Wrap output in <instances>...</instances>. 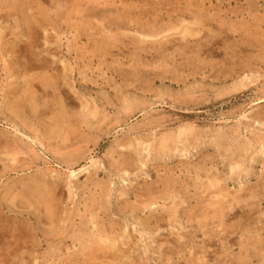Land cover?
Instances as JSON below:
<instances>
[{
	"label": "rangeland",
	"instance_id": "374dc122",
	"mask_svg": "<svg viewBox=\"0 0 264 264\" xmlns=\"http://www.w3.org/2000/svg\"><path fill=\"white\" fill-rule=\"evenodd\" d=\"M0 9V264H264V0Z\"/></svg>",
	"mask_w": 264,
	"mask_h": 264
},
{
	"label": "bare ground",
	"instance_id": "6f19581e",
	"mask_svg": "<svg viewBox=\"0 0 264 264\" xmlns=\"http://www.w3.org/2000/svg\"><path fill=\"white\" fill-rule=\"evenodd\" d=\"M67 2H68V1H67ZM77 4H79V3H77ZM88 4H89V3H88ZM176 5H177V4H176ZM10 8H11V7H10ZM71 8H73V7H71ZM195 8H196V7H195ZM0 10H1V9H0ZM14 11H15V10H14ZM55 11H56V10H55ZM72 11H73V10H72ZM5 12H6V10H5ZM56 12H57V11H56ZM127 12H128V11H127ZM129 12H130V11H129ZM72 13H74V11H73ZM4 14H5V13H4ZM56 14H57V13H56ZM94 15H95V14H94ZM75 19H76V18H75ZM195 19H196V18H195ZM23 23L25 24L24 21H23ZM28 23H30L29 20H28ZM28 23H27V24H28ZM194 23H195V22H194ZM30 24H31V23H30ZM30 24H29V25H30ZM30 26H32V24H31ZM30 26H29V27H30ZM34 30H35V29H34ZM137 31H138V30H137ZM139 32H140V31H139ZM27 33H28V32H27ZM29 34H30V33H29ZM142 34H143V33H142ZM145 34H146V33H145ZM27 35H28V34H27ZM146 35H147V34H146ZM29 39H30V38H29ZM27 41H28V40H27ZM30 41H31V40H30ZM27 44H28V43H27ZM28 45H29V44H28ZM19 103H20V102H19ZM19 103H18V104H19ZM18 108H19V107H18ZM66 123H67V122H66ZM47 131H48V130H47ZM44 180H45V179H44ZM34 182H35V181H34ZM41 182H42V180H41ZM39 183H40V182H39ZM45 183H46V182H45ZM52 183H53V182H52ZM55 183H57V182H55ZM24 185H25V184H24ZM40 185H41V184H40ZM44 185H45V184H44ZM46 185H47V184H46ZM36 186H37V185H36ZM38 186H39V185H38ZM51 186H52V185H51ZM148 186H149V185H148ZM163 187H164V186H163ZM34 188H35V186H34ZM47 188H48V187H47ZM157 188H158V187H157ZM22 189H23V188H21V190H22ZM51 189H52V188H50L49 190H51ZM33 190H34V189H33ZM37 190H38V189H37ZM45 190H46V189H44V191H45ZM167 190H170V188L167 189ZM35 191H36V190H35ZM42 191H43V190H42ZM171 191H172V190H171ZM22 192H24V191H22ZM45 192H46V191H45ZM45 192H44V193H45ZM47 192H49V191H47ZM52 192H53V191H52ZM54 193H55V192H54ZM23 194L25 195L26 193H23ZM38 194H39V192H38ZM167 194H168V193H167ZM167 194H166V195H167ZM34 195H35V193H34ZM53 195H54V194H53ZM149 195H150V194H149ZM25 196H26V195H25ZM39 196H41V195H39ZM46 196H48V195H46ZM49 196H50V195H49ZM154 196H155V195H154ZM167 196H168V195H167ZM55 197H56V196H55ZM35 198L37 199V197H35ZM39 198H40V197H39ZM39 198H38V199H39ZM48 198H49V197H48ZM36 199H35V201H36ZM43 199H44V198H43ZM52 199H53V198H52ZM151 199H153V198H151ZM151 199H150V200H151ZM154 200H155V199H154ZM38 201L40 202V200H38ZM39 202L36 201V203H39ZM49 202H50V201H49ZM53 202H54V201H53ZM155 202H157V201H155ZM152 203H154V202H152ZM146 204H147V203H146ZM34 205H36V204L34 203ZM40 205H41V204H40ZM148 205H149V204H148ZM148 205H147V206H148ZM37 206H39V205H37ZM35 207H36V206H35ZM41 207H42V206H41ZM51 207H52V205H51ZM140 207H141V206H140ZM145 207H146V206H145ZM145 207H143V208H145ZM148 207H149V206H148ZM42 208H45V207H42ZM54 208H55V207H54ZM54 208H53V209H54ZM38 209H40V207H38ZM46 209H47V208H46ZM51 209H52V208H51ZM44 210H45V209H44ZM51 213H52V212H51ZM1 216H2V215H1ZM43 216H44V215H43ZM4 219H5V218H4ZM10 224H11V223H10ZM1 225H2V224H1ZM1 225H0V226H1ZM6 226H7V225H6ZM8 226H9V225H8ZM16 226H17V224H16ZM19 226H20V225H19ZM2 227H4V226H2ZM17 227H18V226H17ZM17 227H16V228H17ZM0 228H1V227H0ZM5 228H6V227H5ZM5 228H3L4 231L6 230ZM7 228H8V227H7ZM9 228H10V226H9ZM21 228H22V227H21ZM12 229H15V228L13 227ZM22 229H23V228H22ZM98 229H99V228H98ZM15 230H16V229H15ZM11 231H12V230H11ZM18 231H19V230H18ZM8 232H10V231H8ZM14 232H15V231H14ZM19 232H21V231H19ZM98 232H99V231H98ZM109 232H110V231H109ZM6 233H7V232H6ZM10 233H11V232H10ZM22 233H23V232H22ZM104 233H106V232H104ZM11 234H14V233H11ZM19 234H20V233H19ZM99 234H100V233H99ZM25 235H26V233H25ZM20 236H21V235H20ZM23 236H24V235H23ZM26 236H27V235H26ZM26 236H24V237H26ZM107 236H108V235H107ZM107 236H106V237H107ZM14 237H15V235L13 236V238H14ZM17 237H18V235H17ZM1 238L3 239V237H1ZM5 238H7L6 240H8V237L5 236ZM98 238H99V237H98ZM113 238H114V237H113ZM116 238H117V237H115V239H116ZM9 239H10V237H9ZM22 239H23V237H22ZM22 239H21V240H22ZM110 239H111V238H110ZM4 240H5V239H4ZM21 240H20V242H19V240H18L17 242H18V243H21ZM2 241H3V240H2ZM12 241H13V239H12ZM94 241H95V240H94ZM6 242H7V241H6ZM14 242H15V241H14ZM104 242H105V241H104ZM1 243H2V242H1ZM10 243H11V242H10ZM5 244H6V243H5ZM5 244H4V245H5ZM15 244H17V243L15 242ZM15 244H14V245H15ZM21 244H22V243H21ZM23 244H24V243H23ZM92 244H94V242H93ZM98 244H99V243H98ZM114 244H115V243H114ZM10 245H12V244H10ZM85 246H86V245H85ZM91 246H92V245H91ZM93 246H94V245H93ZM96 246H98V245H96ZM103 246H104V245H103ZM11 247H12V246H11ZM104 247H106V246H104ZM112 247H115V245L112 246ZM5 248H6V247H5ZM92 248H93V247H92ZM101 248H102V247H101ZM101 248H99V249H101ZM95 249H96V247H95ZM102 249H103V248H102ZM7 250H8V249H7ZM89 250H91V249H89ZM89 250H88V251H89ZM92 250H93V249H92ZM97 250H98V249H96L95 252H97ZM5 251H6V250H5ZM99 251H100V250H99ZM101 251H103V250H101ZM93 252H94V251H93ZM5 253H6V252H5ZM91 253H92V252H91ZM93 254H95V253H93ZM89 255H91V254H89ZM95 255H96V254H95ZM93 256H94V255H93Z\"/></svg>",
	"mask_w": 264,
	"mask_h": 264
}]
</instances>
